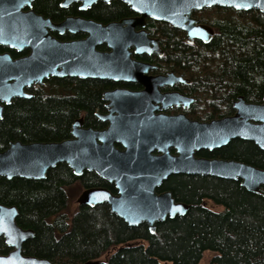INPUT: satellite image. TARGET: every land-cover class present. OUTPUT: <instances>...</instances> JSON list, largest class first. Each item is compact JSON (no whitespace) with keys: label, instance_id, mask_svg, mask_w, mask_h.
Segmentation results:
<instances>
[{"label":"trees","instance_id":"16d2710c","mask_svg":"<svg viewBox=\"0 0 264 264\" xmlns=\"http://www.w3.org/2000/svg\"><path fill=\"white\" fill-rule=\"evenodd\" d=\"M61 1L33 0L32 8L53 22L81 17L107 24L133 15L117 0L98 2L85 12L76 4L61 8ZM193 16L212 28L213 37L207 44L199 40L187 43L182 31L149 20L146 29L158 38L163 56H142L140 60L159 62V69L187 76L189 94L199 97L206 120L232 115V103L239 96L248 103H260L264 96V14L206 8ZM81 35L67 33L58 39ZM115 86L106 80L50 77L27 90L31 98H15L3 108L0 151L15 141L69 139L71 126L81 113L85 126L98 128L93 114L102 109L103 93ZM197 156L233 159L264 170V151L240 139L200 151ZM75 185L81 191L102 187L113 192V185L94 172L76 177L64 163L49 169L41 180L0 177V204L14 206L16 224L34 233L22 246L24 255L58 264H200L203 254L212 251L215 255L209 264H264V187L250 193L238 181L169 176L162 188L189 208L183 216L157 223L152 234L145 224L129 227L106 204L76 205L68 214V195ZM206 201L220 206L221 211L210 210ZM9 251L0 237V255Z\"/></svg>","mask_w":264,"mask_h":264},{"label":"water","instance_id":"95a60500","mask_svg":"<svg viewBox=\"0 0 264 264\" xmlns=\"http://www.w3.org/2000/svg\"><path fill=\"white\" fill-rule=\"evenodd\" d=\"M32 1L0 0V46L30 51L15 60L9 54L0 55V119L3 105L15 98H31L32 94L25 90L50 77L136 83L142 90L115 88L103 93L108 114H96L100 121L108 122L103 130L85 128L78 118L71 126L69 139L9 143L0 151V177L41 180L59 163L66 164L76 177L85 171L94 172L114 186L116 195L106 188H88L80 193L77 204H106L129 227L145 224L152 234L157 223L183 216L189 208L176 202L169 191L156 192L169 176L238 181L250 193L264 187V170L233 159L196 156L202 150L224 147L234 139L252 142L264 151V96L261 103H248L239 96L232 105L233 115L209 122L191 121L184 115H156V111L185 100L176 93L162 94L160 88L187 81L171 72L149 76L156 66L131 58L132 54L162 55L158 39L144 30L146 19L182 31L187 43L199 40L207 44L213 30L199 24L194 12L224 8L264 14V0H117L136 16L107 24L81 17H66L54 23L36 14L31 9ZM110 1L62 0L60 7L78 4L79 11H86L98 2ZM26 8L29 9L25 11ZM53 32L59 36L82 33L85 37L60 41L52 36ZM101 46L107 50L100 51ZM17 214L14 206L0 204V237L10 248L8 254L0 255V264H58L23 254V244L34 233L16 224Z\"/></svg>","mask_w":264,"mask_h":264},{"label":"flooded vegetation","instance_id":"af4514ba","mask_svg":"<svg viewBox=\"0 0 264 264\" xmlns=\"http://www.w3.org/2000/svg\"><path fill=\"white\" fill-rule=\"evenodd\" d=\"M111 2V1H110ZM109 2V3H110ZM33 3V1H32ZM107 3V4H109ZM73 5V4H71ZM78 5V4H76ZM29 8H26V10H28ZM31 9L33 10L32 8V5H31ZM79 10V9H78ZM34 11V10H33ZM202 11V10H201ZM80 12H85V11H80ZM37 14V13H36ZM39 15V14H38ZM136 14L133 13L132 16H129V17H125V18H132V17H135ZM194 17V16H193ZM45 18V17H44ZM195 18V17H194ZM197 19V18H196ZM150 19H146L145 21V28L144 30L149 33V31L146 29L147 28V22L149 21ZM198 20V19H197ZM52 21V20H51ZM152 21V20H151ZM53 22V21H52ZM61 22V21H60ZM154 22V21H153ZM54 23H57V22H54ZM157 23H160V22H157ZM198 23L199 24H203V23H200L199 20H198ZM172 27V26H171ZM136 30H140L139 27L136 28ZM52 36H54L56 39H58V37H63L66 33H64L63 35L59 36L57 33L53 32L51 33ZM78 34H82V33H78ZM78 34H75L73 36H76ZM72 35V34H71ZM185 35V34H184ZM149 36L151 38H157L155 36H152L150 35L149 33ZM85 35L82 34L80 37H77V38H72L70 40H75V39H82L84 38ZM158 39V38H157ZM60 40V39H58ZM70 40H67V41H70ZM60 41H66V40H60ZM101 47H104L105 46H101ZM100 48V47H99ZM100 50V49H99ZM107 49L105 48L104 50H100V51H106ZM30 53V51L28 49H24L20 52H18L17 50H14V49H11L7 46H0V55L1 54H9L10 57L15 60V59H19V58H22L26 55H28ZM142 56H148V57H155V58H160L161 56H163V52H162V55H157L156 53H153L151 55H134L132 54L131 58L132 59H135V60H140V57ZM140 61H143V60H140ZM143 62H146V63H149V64H152L154 66H156L154 69L150 70L148 72V75L149 76H157V75H161V76H165L167 75L168 73H173L176 77H181L183 80H186V82H175L173 83L171 86H164V87H161L160 88V93L162 94H165V93H176L178 94L179 96H182L185 98V100L180 103L179 105H171L169 106L167 109L165 110H162V111H156L155 114L158 115V114H164V115H167V116H177V115H184L187 119L191 120V121H197V122H209L213 119H218V118H222V117H218V118H212V119H209V120H206L205 116H204V110L201 108L200 106V103H199V97H197L196 95H194L193 93L192 94H189V91H188V87L190 85V80L187 76H184L182 73L180 72H175L173 70H167V71H164V70H161L159 69L160 67V63L159 62H147V61H143ZM84 80V79H82ZM111 82V81H110ZM114 84H117V86H115L114 88L112 89H115V88H123V89H127V90H130V91H139V90H142V87L136 83H126V82H118V83H115V82H112ZM123 85H129V86H135L134 89H129V88H126L124 87ZM33 88V87H31ZM29 88V89H31ZM29 89H26L25 91L29 90ZM112 89H109V90H112ZM109 90H106V91H109ZM28 93H30L29 91H27ZM31 94V93H30ZM192 100L191 102H189L188 100ZM103 101V100H102ZM235 101V100H234ZM262 102V101H261ZM260 102V103H261ZM233 105V103H232ZM5 105H3V108H4ZM233 108V107H232ZM234 110V109H233ZM3 112V111H2ZM96 114H101V115H107L108 114V109L106 107V102L103 101V106H102V109L101 111L99 110H96L94 112V118L96 119V121L99 123V127L98 128H95V130H103L105 128H107V125H108V122H103V121H100L97 117H96ZM234 114V113H233ZM232 114V115H233ZM231 116V115H230ZM84 117V114H80V116L78 118H81ZM77 118V119H78ZM83 126L85 128H91V127H88V126H85V123L83 122ZM94 129V128H92ZM117 148L120 149L119 146H117ZM203 151V150H202ZM171 153H174V150H171ZM199 153V152H198ZM197 153V154H198ZM196 154V156H197ZM105 181V180H104ZM106 182V181H105ZM108 183V182H107ZM109 184V183H108ZM163 184V183H162ZM162 184L161 186L156 190V192L158 194L162 193V192H165L167 190H164L162 188ZM112 185V184H110ZM85 190V189H83ZM82 190V191H83ZM80 191L78 196L80 195V193L82 192ZM170 192V191H169ZM112 194L116 195V190L113 186V192ZM77 196V197H78ZM177 202V201H176ZM182 203V202H181Z\"/></svg>","mask_w":264,"mask_h":264},{"label":"rangeland","instance_id":"374dc122","mask_svg":"<svg viewBox=\"0 0 264 264\" xmlns=\"http://www.w3.org/2000/svg\"><path fill=\"white\" fill-rule=\"evenodd\" d=\"M81 190H79V187L75 185L69 192L68 195V209L67 213L71 214L75 211L76 205H77V196ZM76 203V204H75ZM206 207L209 208L212 211L219 212L221 211V207L217 205H213L211 202L206 201ZM215 255V252L207 251L203 254L200 264H209L210 259ZM162 264V263H161ZM163 264H171V263H163Z\"/></svg>","mask_w":264,"mask_h":264},{"label":"snow or ice","instance_id":"6c2138e0","mask_svg":"<svg viewBox=\"0 0 264 264\" xmlns=\"http://www.w3.org/2000/svg\"><path fill=\"white\" fill-rule=\"evenodd\" d=\"M239 7V5H237Z\"/></svg>","mask_w":264,"mask_h":264}]
</instances>
